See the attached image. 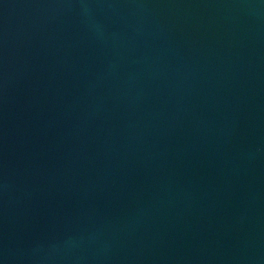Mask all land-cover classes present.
<instances>
[{
	"label": "water",
	"instance_id": "obj_1",
	"mask_svg": "<svg viewBox=\"0 0 264 264\" xmlns=\"http://www.w3.org/2000/svg\"><path fill=\"white\" fill-rule=\"evenodd\" d=\"M0 264H264V0H0Z\"/></svg>",
	"mask_w": 264,
	"mask_h": 264
}]
</instances>
